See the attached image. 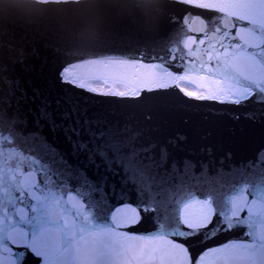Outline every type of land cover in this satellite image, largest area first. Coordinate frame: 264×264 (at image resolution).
Instances as JSON below:
<instances>
[{
  "label": "water",
  "instance_id": "1",
  "mask_svg": "<svg viewBox=\"0 0 264 264\" xmlns=\"http://www.w3.org/2000/svg\"><path fill=\"white\" fill-rule=\"evenodd\" d=\"M252 7L264 19V3ZM206 9L202 0H0V197L24 198L18 207L31 217L27 205L44 195L45 165L53 184L70 177L69 186H79L86 177L102 187L103 215L139 211L140 197L123 162L111 152L101 157L77 146L88 141L89 130L112 135L121 156L136 151L156 164L163 150L166 162L149 173L157 182L174 179L173 164L183 174L186 162L197 177L227 174L226 184L253 175L249 165L264 157V104L197 100L180 90H196L182 79L191 72L180 56L211 38L199 31L207 26ZM237 35L254 63L264 33L240 23ZM62 76L74 83L62 82ZM89 86L116 94L100 95ZM73 125L78 136L68 131ZM252 186L261 191L255 181ZM201 187L216 186L201 180ZM218 191L226 198L234 189ZM256 202L255 211L264 214V201ZM140 216L139 224L122 231L152 232L151 214ZM246 231L235 227L194 237L186 247L193 257L203 255L245 242ZM223 255L210 253L206 264H222ZM26 264L36 261L29 257Z\"/></svg>",
  "mask_w": 264,
  "mask_h": 264
},
{
  "label": "snow or ice",
  "instance_id": "2",
  "mask_svg": "<svg viewBox=\"0 0 264 264\" xmlns=\"http://www.w3.org/2000/svg\"><path fill=\"white\" fill-rule=\"evenodd\" d=\"M257 3L264 0H202L207 5L202 14L207 15L208 22L199 31L201 36L211 38L204 48H194L190 54L180 56L181 66L187 59L191 72L182 79L196 89L180 85L186 96L235 105L264 104V45L256 46L255 62L250 63L241 51L245 48L239 43L242 38L237 35L240 23L252 27L256 34L264 33V19L258 18L252 7ZM251 49L248 46L247 51L251 53ZM62 82L74 83L64 76ZM86 90L100 95L116 94L108 88L89 86ZM68 131L79 135L74 125ZM89 133L88 141H79L77 146L101 157L111 152L123 162L140 197L139 211L128 208L120 210L119 216L111 211L103 215L102 187L86 177H81L83 182L79 186H69L70 177L53 184L49 169L41 165L44 195L30 198L27 209L31 217L23 207H18L24 198L0 197V264H26L29 257L36 264H206L210 253H223L222 264H264V214L255 211L257 198L264 201V157L249 165L253 175L242 174L234 184L224 183V173L197 177L187 162L183 174L173 164L174 179L157 182L149 173L166 162L163 150L159 162L154 164L150 155L141 159L136 151L119 155L120 147L112 135L103 131ZM201 180L216 187L202 188ZM253 181L261 186V191L252 186ZM225 188L234 191L222 198L218 190ZM93 194L99 199H94ZM248 195L254 199L249 201ZM193 206L199 208L198 213L193 214ZM140 212L151 214L154 230L144 235L122 231L141 222ZM19 224L30 226V231L18 227ZM235 227L246 228L244 235L248 240L226 243L223 248H213L195 257L186 247L194 237L211 238L217 231Z\"/></svg>",
  "mask_w": 264,
  "mask_h": 264
}]
</instances>
